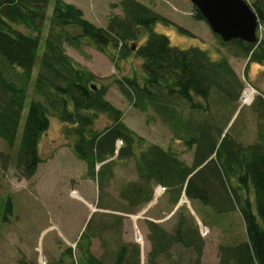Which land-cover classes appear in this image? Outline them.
<instances>
[{
  "label": "trees",
  "instance_id": "trees-1",
  "mask_svg": "<svg viewBox=\"0 0 264 264\" xmlns=\"http://www.w3.org/2000/svg\"><path fill=\"white\" fill-rule=\"evenodd\" d=\"M247 1L264 26V0ZM50 2L0 0V140L10 149L16 145L38 64L32 88L35 97L15 154L18 176L28 179L36 173L42 161L39 140L50 116H56L67 124L65 132L74 138V154L86 163L98 184L99 207L122 212L93 213L75 247H67L54 264H161L162 258L170 264H203L205 240L186 204L174 211L171 230L146 219L150 248L144 259L139 242L127 238L123 214L141 210L154 198L157 185L165 187L173 209L184 195L210 206L216 218L239 214L241 229L233 230L231 223L226 226L228 239L218 246V264H264V91L258 90L250 105L256 115V140L243 144L233 128L240 113L248 109L240 106L248 79L238 75L230 58H246V71L251 62L263 64L264 35L258 31V41L252 43L225 42L214 34L220 49L228 51L226 55L219 51L221 56L215 59L198 46L172 45L167 35L155 31L157 23L173 22L144 0H120L122 13L109 16L105 26L91 22L80 7L65 0H54L49 16ZM194 9L196 19L205 20ZM86 44L107 53L115 63L131 55L142 60L141 73L117 77L115 82L136 109L153 111L175 139L194 147L191 164L171 147L146 144L127 126L123 111L106 98L109 86L98 83V76L67 52L69 46L84 53ZM100 114L109 123L96 128ZM0 157L5 164L9 155L0 152ZM129 159L135 162L137 177L121 187L120 202L111 205L104 199L114 167ZM12 211L8 196L4 221ZM94 238L104 248L100 256L92 251ZM17 264L31 263L22 257Z\"/></svg>",
  "mask_w": 264,
  "mask_h": 264
},
{
  "label": "rangeland",
  "instance_id": "rangeland-1",
  "mask_svg": "<svg viewBox=\"0 0 264 264\" xmlns=\"http://www.w3.org/2000/svg\"><path fill=\"white\" fill-rule=\"evenodd\" d=\"M80 7L85 18L98 26H105L109 16L121 14L120 0H65ZM158 12L168 17L173 23L166 25L157 23L154 30L167 35L172 45L180 48L198 46L208 50L213 58L228 54L226 48L219 47L215 33L205 20L195 17V5L191 0H144ZM54 0H51L48 14L52 13ZM48 19L45 23L44 35L48 30ZM179 26L189 30L181 31ZM260 36L264 35V26L259 28ZM145 36L140 41H144ZM44 49V36L41 40L39 55ZM68 54L78 63L89 68L99 78L101 84L109 86L106 98L124 113L127 126L144 138V142L159 144L164 148L171 147L178 152L186 163L193 161L192 149L182 141L173 137L170 130L155 115L136 109L131 101L120 91L115 79L125 75L139 74L141 59L131 55L126 59H118L115 63L107 53L101 52L91 44L84 45V53L66 47ZM235 64L238 75L248 79V86L264 91V63L251 62L246 71L248 60L230 56ZM38 72L35 65L28 95L18 129L16 145L10 149L0 140V152L9 155L4 164L0 157V264H17L25 257L31 264H54L62 257L67 247H75V241L84 230L87 221L93 213L101 211L116 212L100 208L98 203V184L88 172L86 163L79 159L72 150L74 138L65 132L66 123L56 116H50L48 129L39 140V153L42 161L36 173L31 178L20 177L14 166L17 146L20 143L26 114L30 101L35 94L32 91L33 81ZM247 73V74H246ZM256 95V94H255ZM238 116L233 130L239 133L237 140L249 144L256 140V115L250 105ZM237 115V114H236ZM235 115V116H236ZM236 118V117H235ZM246 118V121H245ZM109 123L105 114H100L95 122L96 128H102ZM236 128V129H235ZM238 130V131H237ZM234 131H232L234 133ZM120 143V142H119ZM137 177L135 162L129 159L114 167V177L108 185L107 197L104 200L111 205L120 202L121 187ZM154 198L137 213L125 215V230L127 238L136 240L139 231L145 239L142 258L149 251L150 245L146 238V219L161 222L171 230L175 219L173 213L181 205L186 204L195 215L200 226L201 235L205 240L202 256L203 264H218V246L227 238L226 226L231 223L233 230L241 229V219L238 213L214 217L215 213L208 205L200 201H189L184 195L174 207L166 190L157 191ZM160 192V193H159ZM8 196L13 204L9 220L4 221L3 215ZM205 228V229H204ZM205 230V232H204ZM227 234V235H226ZM228 239V238H227ZM92 251L96 256L104 252L98 238L92 240ZM68 262L67 258H65ZM66 263V262H65ZM161 264H170L169 259L162 258Z\"/></svg>",
  "mask_w": 264,
  "mask_h": 264
},
{
  "label": "water",
  "instance_id": "water-1",
  "mask_svg": "<svg viewBox=\"0 0 264 264\" xmlns=\"http://www.w3.org/2000/svg\"><path fill=\"white\" fill-rule=\"evenodd\" d=\"M223 41H258L259 20L247 0H191ZM136 233V241L139 239Z\"/></svg>",
  "mask_w": 264,
  "mask_h": 264
},
{
  "label": "built area",
  "instance_id": "built-area-1",
  "mask_svg": "<svg viewBox=\"0 0 264 264\" xmlns=\"http://www.w3.org/2000/svg\"><path fill=\"white\" fill-rule=\"evenodd\" d=\"M256 92L257 91L254 88H251L248 86V82H247L246 86L243 90V93L241 95V98H240V105L241 106L251 105L255 99V96H256L255 94H257ZM118 143H119V140H118ZM158 186L159 187L157 188V191L161 192V190H165L164 186H162V185H158ZM204 232H205V230H204Z\"/></svg>",
  "mask_w": 264,
  "mask_h": 264
},
{
  "label": "bare ground",
  "instance_id": "bare-ground-1",
  "mask_svg": "<svg viewBox=\"0 0 264 264\" xmlns=\"http://www.w3.org/2000/svg\"><path fill=\"white\" fill-rule=\"evenodd\" d=\"M185 197V196H184ZM139 232V231H138ZM137 233V232H136ZM139 239H138V242H139V244H140V246H141V251L143 252V250H144V248H145V244H146V242H145V239H144V236L139 232Z\"/></svg>",
  "mask_w": 264,
  "mask_h": 264
},
{
  "label": "crops",
  "instance_id": "crops-1",
  "mask_svg": "<svg viewBox=\"0 0 264 264\" xmlns=\"http://www.w3.org/2000/svg\"><path fill=\"white\" fill-rule=\"evenodd\" d=\"M231 62H232V60H231ZM233 63V62H232ZM233 65H234V67H235V64L233 63Z\"/></svg>",
  "mask_w": 264,
  "mask_h": 264
}]
</instances>
